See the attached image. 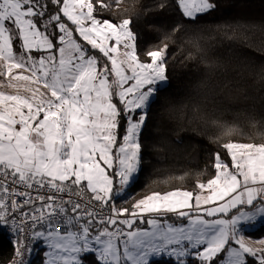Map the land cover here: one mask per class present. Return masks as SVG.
<instances>
[{"label":"rangeland","instance_id":"374dc122","mask_svg":"<svg viewBox=\"0 0 264 264\" xmlns=\"http://www.w3.org/2000/svg\"><path fill=\"white\" fill-rule=\"evenodd\" d=\"M179 1L191 18L211 8L208 0ZM62 10L81 36L112 60L126 106L124 141L115 158L117 112L96 58L86 57L63 23L58 54L33 55V49H52L33 21L37 7L30 0H0V167L33 182L63 185L72 179L105 201L115 171V193L121 197L141 167L139 136L147 109L157 89L168 83L165 49L144 62L128 21L95 18L90 0H64ZM6 20L19 27L26 52H13ZM228 146L233 166L217 157V175L201 183L197 193H152L138 202L144 224L130 227L127 241L108 238V229L91 238H81L74 229L65 234L44 230L51 223L37 231L35 249L44 247V264H78L82 254L93 251L103 264H147L157 258L186 264L194 256L208 264L224 248L219 264H245L248 255L264 264V237L246 233L264 224V146ZM168 213L188 217L176 222L163 218Z\"/></svg>","mask_w":264,"mask_h":264},{"label":"trees","instance_id":"16d2710c","mask_svg":"<svg viewBox=\"0 0 264 264\" xmlns=\"http://www.w3.org/2000/svg\"><path fill=\"white\" fill-rule=\"evenodd\" d=\"M30 1L39 11L33 21L52 45L49 51L31 50L33 55L58 54L63 23L86 57L96 58L99 73L107 77L109 98L117 112L112 151L117 158L116 151L127 131V117L111 58L81 36L62 10L64 0ZM90 1L95 18L115 24L128 21L142 61H151L153 52L165 49L168 83L157 89L147 109L139 136L141 167L121 197L115 193L119 182L113 171L116 178L109 200L116 197L124 213L132 215L137 203L152 193H197L201 183L217 175V157L233 166L228 146L231 142L264 146V0H208L211 8L194 18L183 12L179 0ZM6 25L15 55L26 52L19 27L12 20H6ZM63 185L94 197L72 179ZM187 217L173 213L163 216L176 222ZM139 221L135 218L134 226H143ZM96 226L103 227L92 228ZM246 233L254 239L262 238L264 224ZM19 243L20 238L0 228V264H9ZM35 246L29 264H44V247ZM225 251L208 264H219ZM78 264L103 263L93 251L84 253ZM147 264L180 263L173 258H157ZM186 264L204 263L194 256ZM245 264L262 262L248 255Z\"/></svg>","mask_w":264,"mask_h":264},{"label":"built area","instance_id":"2783aa9c","mask_svg":"<svg viewBox=\"0 0 264 264\" xmlns=\"http://www.w3.org/2000/svg\"><path fill=\"white\" fill-rule=\"evenodd\" d=\"M0 187L4 192L0 211L3 230L15 239L20 238L9 264H29L36 232L51 223L58 230L74 227L80 233L103 225L109 228L108 238L127 241L126 225L137 218L119 210L116 197L100 200L64 185H54L48 179L26 180L2 167Z\"/></svg>","mask_w":264,"mask_h":264},{"label":"crops","instance_id":"0c3cea01","mask_svg":"<svg viewBox=\"0 0 264 264\" xmlns=\"http://www.w3.org/2000/svg\"><path fill=\"white\" fill-rule=\"evenodd\" d=\"M8 106L10 105H12L11 104V101H9V100H6V102H5ZM3 199H4V192H3V189H2V187H0V211H2V208H3ZM138 211V209L136 208V211H135V213H133V215H135L137 218L142 214V212L141 211H139L140 213H138L137 212ZM142 216V215H141ZM139 219V218H138ZM139 224H144L143 222H141V221H139L138 222ZM4 222L3 221H1L0 220V228L1 229H3L4 228ZM50 227H47L46 229H44V230H46V231H48V230H51L52 232L54 231V232H56V230H58L57 228H56V226L54 225V224H52V225H49ZM130 227H132V228H135L134 227V222H131V223H128L127 225H126V228H125V234H126V236H127V238H128V235H127V232L129 231V229H130ZM56 230H55V229ZM72 229H74L75 230V233L76 234H78L81 238H86V237H89V238H91V237H93L96 233H98L100 230H102V229H108L109 230V228H107L106 226H103V227H101V228H98V227H95L94 229H92V231H85V232H83V233H80V232H78L74 227H64V228H62V229H60V230H58V231H62L64 234L67 232V231H69V230H72ZM37 233V232H36ZM36 238V237H35ZM35 238H34V243H35ZM34 243H33V245H34ZM96 252V251H95ZM97 253V252H96ZM83 255V254H82ZM82 255H81V257H82ZM97 255H98V253H97Z\"/></svg>","mask_w":264,"mask_h":264}]
</instances>
